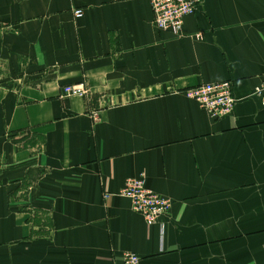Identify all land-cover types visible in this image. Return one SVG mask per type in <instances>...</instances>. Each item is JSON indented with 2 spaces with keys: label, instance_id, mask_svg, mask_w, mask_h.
Listing matches in <instances>:
<instances>
[{
  "label": "crops",
  "instance_id": "crops-1",
  "mask_svg": "<svg viewBox=\"0 0 264 264\" xmlns=\"http://www.w3.org/2000/svg\"><path fill=\"white\" fill-rule=\"evenodd\" d=\"M152 19L0 0V264H264V0H200L178 34ZM222 80L230 114L184 93ZM139 174L171 200L151 225L119 194Z\"/></svg>",
  "mask_w": 264,
  "mask_h": 264
},
{
  "label": "built area",
  "instance_id": "built-area-1",
  "mask_svg": "<svg viewBox=\"0 0 264 264\" xmlns=\"http://www.w3.org/2000/svg\"><path fill=\"white\" fill-rule=\"evenodd\" d=\"M153 19L152 22L159 30L178 34L183 25V19L195 12L200 0H148ZM75 18L83 15L81 8L73 10ZM84 82L68 84L62 88L63 95H86ZM189 98L195 100L212 118L230 114L234 108L235 98L232 95L231 81L205 82L184 90ZM252 94L264 107V80L254 86ZM119 194L130 200L133 211L139 213L146 224L151 225L168 212L171 200L153 190L148 189L143 175L129 178L119 190ZM106 197L108 194L105 195ZM116 264H142L140 257L132 251L122 253Z\"/></svg>",
  "mask_w": 264,
  "mask_h": 264
}]
</instances>
